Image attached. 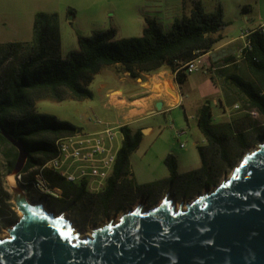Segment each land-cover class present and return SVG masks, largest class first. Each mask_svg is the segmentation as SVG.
<instances>
[{"label":"trees","instance_id":"16d2710c","mask_svg":"<svg viewBox=\"0 0 264 264\" xmlns=\"http://www.w3.org/2000/svg\"><path fill=\"white\" fill-rule=\"evenodd\" d=\"M145 22L141 37L117 39L114 28L93 32L88 37L79 35V50L70 52L68 58L63 59L58 15L38 13L34 19L31 47L24 43L0 44V161L6 175L14 171L19 152L2 135V131L26 148L28 159L22 175L31 186L41 180V176L35 174L41 173L45 163L55 158L56 141L70 138L80 130L53 116L37 113L36 102L93 99L90 85L103 68L111 66L120 67L133 79L138 77L137 73L153 75L168 68L175 75L176 83L184 85L188 76L182 67L199 55L210 52L221 40L218 34L229 26L224 21L220 5L214 12L206 13L200 1L194 2L190 14L175 21L167 32L156 19L148 18ZM250 43L252 50L245 52L241 59L252 80L228 74L225 82L233 88L232 94L242 104L244 112L257 111L264 117V34H252ZM20 53L24 55L15 67L4 70V65ZM197 127L207 142L206 146L197 147L202 167L186 174H178L176 159L168 156L165 164L170 171L169 179L134 186L127 180L129 157L139 148L143 134L140 130L133 133L124 126L120 129L123 141L114 173L105 192L91 195L84 185L69 184L56 173L45 175L52 187L64 191V197L58 202H65L70 211H75L80 205L79 211L85 222L88 218L105 214L122 194L135 196L142 188H148L152 193L160 185L173 184L191 191L211 187L217 183L215 179L223 165L229 162L230 151L234 147L241 152L246 151L250 143L246 132H235L236 125L213 123L209 104L200 108ZM261 130L253 127L250 132L264 139ZM44 197L47 198L46 195ZM7 201V194L0 185V210L8 206Z\"/></svg>","mask_w":264,"mask_h":264},{"label":"water","instance_id":"95a60500","mask_svg":"<svg viewBox=\"0 0 264 264\" xmlns=\"http://www.w3.org/2000/svg\"><path fill=\"white\" fill-rule=\"evenodd\" d=\"M2 135L19 152L11 175L19 174L28 152ZM17 190L22 216L0 240V264H264V142L213 191L190 203L140 204L85 238L64 214Z\"/></svg>","mask_w":264,"mask_h":264},{"label":"rangeland","instance_id":"374dc122","mask_svg":"<svg viewBox=\"0 0 264 264\" xmlns=\"http://www.w3.org/2000/svg\"><path fill=\"white\" fill-rule=\"evenodd\" d=\"M136 2L137 0H0V44L24 43L25 46L31 47L34 42V19L38 13L58 15V26L61 34V53L63 59H67L70 52L79 50V35L88 37L91 36L93 31L100 32L106 30V26H109L107 29L113 28L112 26L114 25L117 27V39L141 37L142 33H129L131 31L129 30V27H127L128 24H126L131 8L133 7V9H135L140 5L139 2ZM188 3L190 4L189 0ZM201 3L206 13H212L214 12L215 7L218 5L221 6L224 21L230 24L228 29L223 32L228 38L237 36L240 30L245 28L247 24L244 20L246 16L245 14L249 16L251 22L254 21V24L258 22L260 16L264 15V0H201ZM244 9H247V11ZM237 48V52H240L242 49L240 46H237ZM224 54L226 53L216 52L211 55L216 67L215 72L206 75L200 71L188 76L187 83L184 84L181 93L184 100L182 101L184 102L183 107L179 106L173 108L169 114L157 111V115L148 118L145 126L151 127L153 132L144 135L145 139L143 148L133 157V164L135 162L138 169L144 172L145 175L152 174L153 176H162L166 173L164 160L159 158L160 155L156 154L158 153L159 145L161 144H173L177 152L181 153L183 156H187L189 161L199 159L200 156L196 148L198 146H206L205 138L199 132L196 122L194 120L186 119L184 111H188L189 114L193 113L196 110V106L201 103L200 90L202 91L203 86L207 84L208 79H210V74H214L218 77V80L225 91L227 97L226 100L229 106L236 103L237 98L232 94L233 88L225 82L227 75L236 74L246 80H252L244 61L238 56H234L236 61L232 68L221 69L220 67L224 64V61L222 60ZM227 54L232 53L228 52ZM22 55L24 54L20 53L19 55L14 56L4 65L3 69L8 70L15 67V63L20 60ZM123 74L124 72L120 67H105L101 71V75L95 78L90 87V90L94 94L93 99H88L83 102L67 100L60 103L38 101L35 103V111L42 115L53 116L59 121L68 122L86 134L97 133L107 128L113 129L117 132L114 147L118 150L122 145V135L119 130L120 127H118L119 122L112 112L104 109V101L106 100L104 95L108 89H118L119 85H107L106 89H103V86H106L108 82V80L104 78V75H110L117 80H121ZM137 75V78L142 77L141 73H137ZM159 79H162L161 76L156 74L152 75V78L150 79H145V81L148 82L147 87L153 88V91L157 93L158 96L156 99H159L162 93L165 95L171 94L167 87L166 89L163 88V83H160ZM160 87H162L161 90ZM237 103L239 104L240 109H237L239 113L238 115L236 114V119L238 120L235 132H246L250 148L241 152L234 147L230 151L229 162L223 165L220 170V175L215 179L217 183L213 186L207 188L202 187L196 191H191V189H176V199L179 203H189L197 196L213 191V189L223 180L230 177L233 170L240 163L245 154L251 152L259 144L264 142V139H261L260 135H257L253 131L250 132L253 127H256V129L262 128L263 130H261L260 133L264 137V117L260 115L252 116L249 112H244L242 104L239 102ZM214 115L217 116L216 113H214ZM95 120L101 121L102 125H97ZM214 121L218 122L216 118ZM172 126L174 129L171 128ZM181 129H187L189 135L188 140L186 138L180 140V142L185 143L187 140V148L184 149L180 148V144L175 135V131ZM146 133L148 132L146 131ZM151 145H154V150L151 151L149 156L153 157L152 169H149V167H147V161L143 159V150H149V146ZM230 164H232V166H230ZM8 177L9 174H5L0 161V185L7 194V204L13 206L15 204L13 200V190H17L18 185L12 177L9 178L11 183L9 184ZM164 188L166 187L160 185L156 188L159 191L156 190L152 193H149L148 188H142L140 191H137L135 196H133V202L143 201L147 204L146 208L153 207L160 202L158 201V198L155 197V194H160ZM29 193L26 194V197L30 203H43L48 210L54 211L57 214H64L70 221L74 222L73 226L76 232L83 236L90 235L93 229L101 227L108 222H116L119 217L131 209V207L119 208L117 211H114L110 217L97 219L93 222L87 223L84 221L83 215L80 214V205L77 206L75 211H70L65 202L59 203L57 200L54 201L47 199L44 197V194L38 191L32 190V192ZM71 200L72 199H69V201ZM135 206L136 205H133L132 208H135ZM20 217L21 213L16 211V216L13 221L8 226L3 227L4 231L0 233V236L9 234V229L12 228Z\"/></svg>","mask_w":264,"mask_h":264},{"label":"crops","instance_id":"0c3cea01","mask_svg":"<svg viewBox=\"0 0 264 264\" xmlns=\"http://www.w3.org/2000/svg\"><path fill=\"white\" fill-rule=\"evenodd\" d=\"M189 1H190V4L188 3V0H137V2L140 3V5H138L135 9H133L132 7L127 17L126 24H128L127 27H129V30L131 31L129 33L134 32V33L143 34V30L145 28V23H146L145 21L148 18L156 19L161 25L164 32L169 31V29L171 28V26L173 25L175 21L181 20L184 16H187L190 14V12L192 11L194 2H197V1L201 2V0H189ZM245 15L246 16L244 20L245 22H247V24L245 28L240 30L237 36L228 38L223 33L224 31L228 29L229 27L228 26L223 32L218 34V35H221V40L215 45V47L210 52L206 53L212 65V70L209 73L211 72L213 73L216 71V67L214 65L215 64L214 59L212 60L211 55H213L216 52L226 53L223 55L224 57H222L224 64H222L220 68L221 69L232 68L233 64L236 61L234 56L236 57L240 56L239 55L240 52H237V49H238L237 46H240V48H242L243 46V42L240 40V36L245 32H249V31L256 29L260 24L264 23V15L260 16V19L258 20L256 24H254V21L251 22V19L249 18L247 14ZM108 27L106 26V30ZM112 27L114 29L117 28L115 25ZM228 52L232 54H227ZM99 75H101V72L97 76ZM156 75L161 76L162 79H159L160 83H164L165 81H167V79L172 82L178 94L177 103L175 104L172 103L171 102L172 100L170 99L171 96L165 95L164 93L160 95L159 99H156L158 96L157 93L153 91V88H150V87L148 88L147 87L148 82L145 81V79L152 78V75L141 73L142 77L137 78V79H132L128 73H124L122 75L121 80L120 79L117 80L116 78L110 75H104V78L108 80V82L106 86H103V89H106L107 85H111V84L119 85L118 89H115V90L108 89L106 91L104 95L106 99L104 101V109L114 114L115 118L119 122L118 127L128 126L132 130L133 133L140 130L143 134V138H142L139 148L135 152H133L129 157V174L127 176V180L131 181L134 186H145L151 183L169 179L170 171L165 164V159L168 156H173L176 159L177 171H178V174L180 175L198 170L202 167V161L200 157L199 159H194V160L189 161L187 156H183L181 155V153L177 152L173 144L159 145L160 147L158 149V153H156L160 155L159 158H162V160H164L166 173L163 174L162 176H153L152 174L145 175L144 172L138 169V166L135 164V162L133 164L134 155H136L137 152H140L143 148L144 139H145L144 135H148L153 132V129L151 127H148L145 125H146L148 118H150L153 115L158 114L156 110V103L157 102L163 103V107L160 113H165V114H169L173 108L184 106V102H182L184 100L181 94L182 88L184 85L180 86L176 83L175 75L173 74V72L170 71L168 68H164L161 72L157 73ZM209 76H210V79H208L207 84L203 86L202 91L200 90L201 103L196 106V110L193 113L189 114L188 111H184L186 114V119L194 120L197 124L196 116L200 108L206 104H209L211 111H212V116L214 117L213 123L215 124L231 123L233 126H235L238 120L236 119V117L239 112L237 111V109L234 108V106L239 105V104L234 103L232 104V106H229L226 100L227 97L225 95V91L222 88L218 80V77L214 74H210ZM185 83H187V81ZM83 101H77V102H83ZM252 112H255L258 115H260L257 111H252ZM214 113H216L217 116H215ZM215 118L217 119L218 122L214 121ZM147 130H148V133H146ZM188 136L186 137L187 140H188ZM187 140H186V146H187ZM122 141H123V137H122ZM186 146L185 148H187ZM153 147L154 145H151L149 146V150H143V155H144L143 159L147 161V167H149V169H152L153 157H149V156L151 154V151L154 150ZM181 149H184V148H181ZM167 190H168V186H166V188H164L160 192V194L158 193L155 194V197L158 198V201H161L163 199L164 195H166L167 193ZM139 203L140 202H137L136 204H139Z\"/></svg>","mask_w":264,"mask_h":264},{"label":"built area","instance_id":"2783aa9c","mask_svg":"<svg viewBox=\"0 0 264 264\" xmlns=\"http://www.w3.org/2000/svg\"><path fill=\"white\" fill-rule=\"evenodd\" d=\"M254 33L264 34V23L240 36V40L243 42L239 54L240 58L245 52L252 50L250 37ZM182 69L187 76L200 71L208 74L212 70V65L207 54H203L184 65ZM234 108L240 109L239 105H235ZM250 114L252 116L258 115L255 112H250ZM95 123L102 125L99 120H95ZM171 128L174 129L173 126ZM175 135L180 147L185 148L186 143L180 142V140L188 136V130L175 131ZM116 136L117 132L110 128L92 134H86L79 130L70 135V138L56 141L57 154L55 158L45 163L41 173L35 174L41 176V188L45 190L47 199L58 201L64 197V191L61 188L52 187L45 175L48 172L58 174L69 184L84 185L86 192L91 195H99L105 192L109 180L113 176L120 149L116 150L114 147Z\"/></svg>","mask_w":264,"mask_h":264},{"label":"flooded vegetation","instance_id":"af4514ba","mask_svg":"<svg viewBox=\"0 0 264 264\" xmlns=\"http://www.w3.org/2000/svg\"><path fill=\"white\" fill-rule=\"evenodd\" d=\"M174 185L173 184H170L168 186V190H167V193L166 195H164L163 199L166 197L167 199L169 200H173L175 201L177 204L179 203L176 199V189H180L178 186L175 187L174 189ZM162 199V200H163ZM161 200V201H162ZM133 195H130V194H122V196L120 197V199H115L114 204L110 207V210H108L105 214L102 213L100 214L98 217L96 218H88L87 219V223L89 222H93L94 220H97V219H105L107 217H110V215L114 212V211H117L119 208H125V207H131V209H133V205H136L138 206V204H136L137 202H133ZM160 201V202H161ZM159 202V203H160ZM143 205L144 208L147 207V204L144 203L143 201H141L139 203V205ZM157 205V204H156ZM135 206V207H136ZM16 211H18L16 205L14 204L13 206H7L5 208L2 207V209L0 210V233L3 232L4 228L3 227H6L8 226L14 219V217L16 216ZM72 224H74L73 221H71ZM13 227V226H12ZM10 230V229H9Z\"/></svg>","mask_w":264,"mask_h":264},{"label":"bare ground","instance_id":"6f19581e","mask_svg":"<svg viewBox=\"0 0 264 264\" xmlns=\"http://www.w3.org/2000/svg\"><path fill=\"white\" fill-rule=\"evenodd\" d=\"M166 87L168 88V90L170 91V95H171V102L172 103H177V100H178V94H177V92H176V90H175V88H174V86H173V84H172V82L170 81V80H168L167 79V81H165L164 83H163V88L164 89H166ZM159 88V87H158ZM161 88L162 87H160V90H161ZM159 90V89H158ZM157 91V90H156ZM170 97V96H169ZM169 101V100H168ZM174 104H173V106H174ZM147 132H148V130H147ZM65 139H67V138H64V139H60L59 141H62V140H65ZM252 152V151H251ZM241 162V161H240ZM24 169V168H23ZM23 171V170H22ZM22 171L19 173V174H16V175H11V174H9V177H8V182H9V184H11L10 183V181H9V178H14V180H15V182H17V187L19 188V189H21L25 194H27V193H29V192H32V190H34V191H38V192H40V193H42V194H44L45 195V190L43 189V188H41V180L40 181H38V182H36V183H33V184H31V186H30V184L29 183H27V181H25L24 179H23V173H22ZM27 175V174H26ZM29 179V178H28ZM228 178H226L225 180H227ZM29 181V180H28ZM19 191V190H18ZM30 194V193H29ZM204 194H206V193H203L202 195H204ZM202 195H199V196H202ZM199 196H197L195 199H197ZM194 199V200H195ZM192 202V201H191ZM190 203V202H189ZM139 206V205H138ZM137 207V206H136ZM21 216H22V214H21ZM121 217H119V219H120ZM118 219V220H119ZM117 220V221H118ZM116 221V222H117ZM116 222H114V223H116ZM109 224V222L108 223H106L105 225H108ZM104 226V225H103ZM102 227V226H101ZM99 228V227H98ZM94 230V229H93ZM90 235H91V233H90ZM10 236H9V234H7V235H5V236H0V240H3V239H6V238H9ZM84 238L85 237H87V235H84L83 236Z\"/></svg>","mask_w":264,"mask_h":264}]
</instances>
